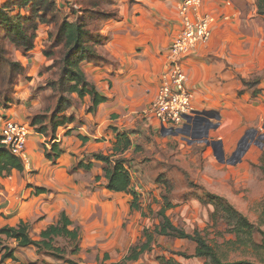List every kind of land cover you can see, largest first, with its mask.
<instances>
[{"label": "crops", "instance_id": "crops-1", "mask_svg": "<svg viewBox=\"0 0 264 264\" xmlns=\"http://www.w3.org/2000/svg\"><path fill=\"white\" fill-rule=\"evenodd\" d=\"M7 1L0 0V5ZM114 1L119 17L102 24L101 32L108 40L98 46L108 61L82 64L88 78L108 100L92 113L88 112L91 96L80 99L67 112L75 121L60 127L53 141L32 127L23 159L25 170L14 169L8 175H0V228L17 227L25 222L31 237L39 239L66 212L74 223L70 228L81 229L80 251L72 254L78 257L79 264H96L93 259L97 257L104 260L103 264L129 262L126 256L142 238L149 220L143 214L147 213L144 204L142 210L131 208V193L107 188L103 162L91 157L96 152L106 155L113 152L117 141L115 129L134 131L130 135L134 145L124 156L130 159L133 186L144 196L147 187L135 181L139 172L134 164H138L139 157L147 163L148 159L154 168L173 161L192 179L196 178L197 183L219 193L229 180L233 189L231 177L235 179L236 175L225 169L211 142L221 141L225 153L232 155L245 132L264 121V16L257 13V5H251L250 0H202V12L215 16L217 22L210 42L186 57L184 67L201 124L205 125L209 119L216 126L209 130L207 143L183 135H168L157 119L143 115L158 94L160 77L167 65V49L182 26L179 0ZM58 5L63 6L60 1ZM51 27L40 24L35 48L27 54L17 51L16 60L28 66L29 71L17 84L16 102L0 108V134L7 119L29 123L30 109L40 106L38 98L31 95L32 88L49 77L48 71L40 69L44 66L48 69L53 63L43 53ZM255 76L261 80L260 92L254 97L243 79ZM149 135L155 146L144 142L143 136ZM54 142H59L63 149L56 162L45 155L46 147L51 149ZM141 142L143 148L136 151L135 146ZM144 148L151 150L145 158L148 151L144 153ZM260 155L258 150H251L245 164L258 163ZM81 161L94 165L90 170L76 167ZM0 238L16 248V259L3 261L0 254V262L4 264L58 263L53 256L39 253L35 246L18 247L15 239L5 235ZM87 258L88 263L82 261Z\"/></svg>", "mask_w": 264, "mask_h": 264}, {"label": "trees", "instance_id": "trees-1", "mask_svg": "<svg viewBox=\"0 0 264 264\" xmlns=\"http://www.w3.org/2000/svg\"><path fill=\"white\" fill-rule=\"evenodd\" d=\"M59 0H8L0 5V93L5 97L4 105H9L12 98L8 96L7 87L14 86L18 78L26 73V67L22 62L14 60L3 44L6 40L21 50L24 54L33 50L38 38L40 24L51 25L49 41L43 50L44 55L53 61L48 70L52 71L53 79L48 82L51 89L50 101H55L54 107L48 108L46 113H36L30 116V125L37 132L44 134L48 140L57 138L60 127L75 121V117L67 114L79 100L86 95L92 98V104L88 112H96L99 105L108 100L102 95L96 85L88 78L82 68L84 62L101 64L108 61L106 56L98 51V46L105 44L108 37L102 34L101 26L110 19H117L119 13L113 7L114 0H77L80 9H74L75 18L70 20L60 17ZM133 1V0H131ZM25 11V12H24ZM257 13L264 16V0H258ZM4 41V42H3ZM261 77L255 76L243 79L246 88L251 89L254 95L260 90ZM117 141L114 143L113 152L109 155L93 153L91 157L96 161L103 162V171L108 179L107 188L115 192L131 193L133 199L131 208L142 210V194L133 186L130 159L124 154L134 145L130 135L132 131H119ZM135 150H141L140 145ZM63 149L59 142H54L51 149L46 147V157L56 162L62 155ZM94 163L79 162L76 167L90 170ZM166 166L159 172L155 182L165 187L162 194V204L157 211L161 218L154 228L145 227L142 238L131 247L126 260L135 261L152 251L156 238L167 236L171 238L187 239L195 243L193 257L201 258L205 264H264V200L260 204L258 222H253L243 211L233 204L224 195L201 187L204 195L197 194L196 198L204 205L211 206L210 220L214 223H222L226 232L233 235L227 241L234 250L241 251L244 258L229 261L213 246L209 239L200 230L193 233L178 227L171 220L168 211L176 204L172 201V192L176 185L173 170L188 173L180 167H174L172 163L165 162ZM25 170V162L15 155L0 139V175H8L12 170ZM159 168L157 167L156 170ZM264 172V164H261ZM192 186H196L193 182ZM196 183V182H195ZM1 186V182H0ZM141 198V199H140ZM143 214L147 216V213ZM73 221L66 212H62L57 223L45 229L39 239H33L30 235V227L21 222L17 227L0 228V235L8 239H15L18 247L35 246L41 254H49L57 259L75 263L67 258V249L58 245L59 239H65L72 248V254L80 251L81 229L79 226L71 229ZM4 251V252H3ZM16 248L5 245L0 238L1 260L8 258L16 259ZM185 257V253L176 252ZM161 264H179L174 258L164 255L157 256Z\"/></svg>", "mask_w": 264, "mask_h": 264}, {"label": "rangeland", "instance_id": "rangeland-1", "mask_svg": "<svg viewBox=\"0 0 264 264\" xmlns=\"http://www.w3.org/2000/svg\"><path fill=\"white\" fill-rule=\"evenodd\" d=\"M62 2L63 6H60V17L63 19H74L75 13L74 9H80L77 0H59ZM251 5H257L258 0H250ZM216 18V17H215ZM217 22V18H216ZM52 30V29H51ZM51 32V31H50ZM4 42V41H3ZM8 49L9 54L12 56L14 60L18 57L17 49L14 45L10 44L7 40L3 43ZM47 43H44V46ZM44 50V49H43ZM42 72L48 71L49 77L44 78L42 81H39L36 86L32 88L31 98H38L40 101V106L36 107V109H30L31 114L36 113H46L47 109L51 107V109L55 105V101H50L49 96L52 94L50 91H47L48 82L53 79L52 71L48 70L47 67H42L40 69ZM39 70V72H41ZM29 71L28 66L26 67V73L19 77L14 86L7 87V93L10 98H12V102H16L15 92L17 88V84L19 80L27 75ZM248 89V88H247ZM243 89V90H247ZM1 90V84H0ZM242 92V91H241ZM253 93V92H252ZM35 94V95H34ZM35 96V97H34ZM253 96H257L254 95ZM5 97L0 93V108L6 107L4 105ZM31 116V115H30ZM29 116V123H30ZM206 130V124L204 125ZM204 128L200 131L201 136L195 138L198 139L199 142H207V137L203 133ZM35 130V129H34ZM36 131V130H35ZM145 143H152L155 146L154 138L149 136H143ZM209 139V138H208ZM137 139H135L136 141ZM140 141L142 139H139ZM210 140V139H209ZM139 141V142H140ZM196 141V140H195ZM143 148V143L140 144ZM155 149V148H154ZM256 149L261 152L259 162L251 163L250 165L245 164L248 159L251 150ZM143 151V150H142ZM148 151V152H147ZM149 149L144 148V153L147 152L143 156L150 155ZM157 151V150H156ZM225 152V151H224ZM233 153H236L235 157L229 161V159L233 156L225 153V161L224 164L225 169L233 170L236 176L235 179L231 177V180L234 181L233 189L232 184L227 181L225 186L220 188L219 193L211 190L212 192L224 195L227 197L233 204H235L241 211H243L253 222L257 223L260 215V204L264 200V172L261 170V164H264V121L261 124L250 128L245 132L243 137L240 139L237 148ZM141 154V153H138ZM137 155V153H135ZM258 155V153L256 154ZM247 158V159H246ZM228 159V161H227ZM221 160V159H219ZM249 160V159H248ZM138 159V164H134V168L139 172L138 178H135L136 184L142 185L145 188V196L142 194V204H144L145 211L147 212V216L149 220L146 223V227L154 228L156 224H158L161 218L158 216L157 211L160 209L162 204V194L164 193L165 187L155 186L156 176L161 170L165 169L164 164H158L159 168L156 170L154 165H151L149 160L147 159ZM173 161H170L172 163ZM174 167L178 166L177 164H173ZM175 174L176 185L172 192V201L176 204L172 209L168 211V214L171 220L175 225L185 229L189 233H193L195 230H200L203 235H205L210 243L215 246L229 261L242 259L244 258L241 254V251L234 250L230 245L227 244V241L233 238V235L226 232V228L222 223L214 224L210 220V212L212 211L211 206H204L197 198V194L204 195L201 187V183L196 182V178L193 179L191 176H186L184 172L175 168L173 170ZM233 174V175H234ZM136 177V176H135ZM239 180L236 182V180ZM193 182L196 186H192ZM196 182V183H195ZM238 187V190L235 187ZM207 190L209 188H206ZM232 189V190H231ZM4 244H12L8 240H4ZM58 245L65 247L67 249V258L73 260L75 263H69L60 259L53 257L58 263L56 264H79L80 260L76 256H72V248L67 243L65 239H59ZM195 243L191 242L187 239H178L171 238L167 236H159L156 238V242L153 245V249L150 252L143 254L137 262H124V264H161L157 260V256L164 255L167 258H174L179 264H205V261L198 257H193L195 253ZM176 252H181L187 254L185 257L180 254H175ZM42 259L47 260L42 256ZM86 263L89 262L87 258ZM93 262L96 264H103L104 260L102 258L97 257L93 259ZM0 264H4L0 262ZM123 264V263H122ZM177 264V263H176Z\"/></svg>", "mask_w": 264, "mask_h": 264}, {"label": "built area", "instance_id": "built-area-1", "mask_svg": "<svg viewBox=\"0 0 264 264\" xmlns=\"http://www.w3.org/2000/svg\"><path fill=\"white\" fill-rule=\"evenodd\" d=\"M178 14L181 29L167 49V65L160 77L158 94L143 115L157 119L163 132L168 135H183L198 140L195 138L201 136L200 131L205 126L201 124L199 112L193 104L184 59L210 42L216 18L202 12V0H179ZM32 129L29 123L7 119L2 126L1 142L24 159ZM181 130L185 134H181ZM235 155L233 153L229 161ZM221 161H225V156Z\"/></svg>", "mask_w": 264, "mask_h": 264}, {"label": "water", "instance_id": "water-1", "mask_svg": "<svg viewBox=\"0 0 264 264\" xmlns=\"http://www.w3.org/2000/svg\"><path fill=\"white\" fill-rule=\"evenodd\" d=\"M209 115H211V114H209ZM208 120L209 119H207V123H206V125H207L206 126V134H205V136L207 138H209L208 137L209 136V130L211 128H215L216 127L214 124L210 123ZM180 133L181 134H185L182 130L180 131ZM206 141L208 143L210 140L207 139ZM211 143H212V145L215 148V153H216L217 158L218 159H223V157L225 156V152H224V149H223V143L221 141H215V140H213Z\"/></svg>", "mask_w": 264, "mask_h": 264}]
</instances>
